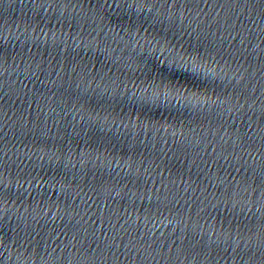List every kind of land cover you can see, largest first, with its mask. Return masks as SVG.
<instances>
[{"label": "snow or ice", "instance_id": "snow-or-ice-1", "mask_svg": "<svg viewBox=\"0 0 264 264\" xmlns=\"http://www.w3.org/2000/svg\"><path fill=\"white\" fill-rule=\"evenodd\" d=\"M169 70L168 76H160L156 81L147 86L145 92L150 89L151 94H142V102L152 104L153 106L157 104L167 106L170 101H175L177 104L183 101L185 105L196 106L209 101L210 97L207 91L199 90L204 85L200 84L198 78H204L205 80L216 78L218 76L216 66H209L198 56H177L170 62ZM174 73H180L182 76L174 78ZM184 76H187L189 79L184 80ZM236 203H242L238 196ZM261 203L264 205V196L261 197ZM248 230L250 234L257 236L261 243H264V217L253 221Z\"/></svg>", "mask_w": 264, "mask_h": 264}]
</instances>
